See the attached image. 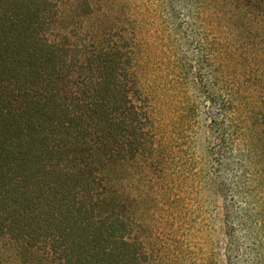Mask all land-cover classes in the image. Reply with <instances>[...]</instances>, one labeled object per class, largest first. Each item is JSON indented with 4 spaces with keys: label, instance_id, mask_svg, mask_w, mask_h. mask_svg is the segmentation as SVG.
Returning <instances> with one entry per match:
<instances>
[{
    "label": "trees",
    "instance_id": "16d2710c",
    "mask_svg": "<svg viewBox=\"0 0 264 264\" xmlns=\"http://www.w3.org/2000/svg\"><path fill=\"white\" fill-rule=\"evenodd\" d=\"M79 5L59 31L56 0H0V264L238 258L264 183V0Z\"/></svg>",
    "mask_w": 264,
    "mask_h": 264
},
{
    "label": "rangeland",
    "instance_id": "374dc122",
    "mask_svg": "<svg viewBox=\"0 0 264 264\" xmlns=\"http://www.w3.org/2000/svg\"><path fill=\"white\" fill-rule=\"evenodd\" d=\"M60 14L57 23L59 31H66L76 25L80 18L79 0H56ZM247 0H232L235 8L242 7ZM251 196L248 204L245 206L249 209L253 219L254 237L248 236L247 241L243 240L242 234L241 248L239 257H229L225 251H218L216 258L219 264H264V183H253ZM243 202L240 205H245ZM241 236V235H240ZM198 257H204L205 263L209 262V250H196ZM198 261V260H196Z\"/></svg>",
    "mask_w": 264,
    "mask_h": 264
}]
</instances>
